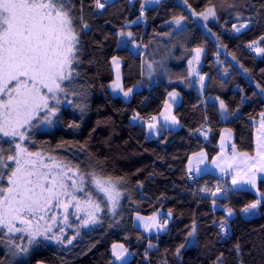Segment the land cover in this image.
Returning a JSON list of instances; mask_svg holds the SVG:
<instances>
[{"label": "trees", "instance_id": "1", "mask_svg": "<svg viewBox=\"0 0 264 264\" xmlns=\"http://www.w3.org/2000/svg\"><path fill=\"white\" fill-rule=\"evenodd\" d=\"M73 3L77 16L83 4L89 26L80 33L81 62L72 88L83 94L69 95L53 123L35 128L30 133L34 143H26L31 151L82 170L91 164L123 178L120 205L113 215L106 198L93 188L104 209L98 213L99 223L83 227V219L72 220L63 230V244L41 238L27 254L13 255L14 249L0 243V264H115L113 244H123L132 254L126 264H216L221 254L222 264H264V180L257 193L225 189L216 198L211 192L222 189L224 180L206 174L191 182L187 169L197 152L206 150L214 157L212 148L225 129L234 133L238 151L254 154L255 123L264 113V54L248 45L259 41L264 47V0H187L199 14L215 9L208 26L220 46L177 0H161L155 6L147 0H115L101 12L93 0ZM180 17L184 26L177 29ZM244 22L250 27L234 33L233 26ZM121 32L132 34L123 48ZM133 44L141 52L134 53ZM196 48L205 51L200 64H193ZM114 57L122 62L123 89L133 91L128 102L110 92L116 79ZM172 93L181 97L173 114L182 128L150 135L147 124L169 106ZM211 98L224 102L228 120H221L219 105ZM77 104L83 105V112ZM205 188L208 191H202ZM257 199L262 201L258 214L243 216L242 209ZM157 214H162L161 222L169 221L166 231L149 233L136 227L138 216L147 220ZM222 221L226 232L221 231ZM193 226L195 232L189 235Z\"/></svg>", "mask_w": 264, "mask_h": 264}, {"label": "snow or ice", "instance_id": "2", "mask_svg": "<svg viewBox=\"0 0 264 264\" xmlns=\"http://www.w3.org/2000/svg\"><path fill=\"white\" fill-rule=\"evenodd\" d=\"M155 2L158 3L159 0ZM105 3L106 0H93L97 10L104 9ZM75 9L73 0H0V243H6L10 250L14 249L13 255L27 254L30 247L41 238L55 239L57 243L63 244V228H60L61 235H57L53 225L58 224V217L61 215L59 222L66 224L70 209H74L73 214H84L85 218L81 220L83 227L99 223L97 214L104 209L99 202L101 197L94 196L93 188L106 198L113 215L120 205L122 193L119 185L124 182L123 178L106 175L102 169L91 164L86 170H82L78 165L55 156L31 151L26 143H34L30 133L35 128L53 123V118L59 112V105L69 95L83 94L72 88L74 79L79 74L77 66L81 62L80 33L89 26L82 15L83 4L80 6L81 15L77 16ZM199 15L207 20L210 16L215 18L216 11L210 7ZM183 19L184 17L177 18L176 25L179 26ZM249 27L250 23L244 22L234 25L233 30L239 33ZM120 35L123 36L124 33L121 32ZM127 35L131 37L132 34ZM260 39L264 40V36ZM258 45L259 41H253L248 47L257 54H264V47ZM193 51V61L198 63L203 49L196 48ZM112 64L116 69V80L111 87L122 92L124 97L130 96L132 89L125 91L120 82L118 58L114 57ZM191 64L192 61H189L190 66ZM176 95L171 94L172 98ZM67 102L72 103L70 100ZM76 107L81 112L84 111L83 105L77 104ZM220 107L226 110L223 101H220ZM260 115V126L264 127V113ZM168 119L169 117H165L166 122ZM152 120L155 121L156 117H152ZM171 122L179 123L174 116L171 117ZM69 127L78 125L71 124ZM148 127L153 129L156 125L149 123ZM258 140L256 155L253 157L248 153L237 154L235 145H232L233 153L228 159L235 164L240 156L244 158L242 163L246 165L243 168L236 165L232 176L233 185L256 188L257 179H264V136ZM223 146L222 141V148ZM204 155L199 153L201 160ZM217 167L221 168V172L226 171L221 165ZM195 170L199 172V168ZM189 171H193L191 162ZM219 192L221 189L217 187L211 195L216 196ZM77 193H82L83 196H78ZM260 195L264 197V193ZM261 202L257 199L242 211L249 213L257 209ZM213 204L215 205V201ZM232 214V210L228 209V215ZM76 218L80 220L79 215ZM137 219L145 220L139 216ZM147 221L150 222L144 223L145 231L167 227V221L161 222L158 214L148 217ZM225 225L226 221L220 223L223 232H226ZM194 232L193 226L189 235ZM73 239L75 236L67 243L71 244ZM149 247L153 245L149 244ZM112 255L117 261H122L129 253L123 244H113ZM222 259L221 254L216 264H222Z\"/></svg>", "mask_w": 264, "mask_h": 264}, {"label": "crops", "instance_id": "3", "mask_svg": "<svg viewBox=\"0 0 264 264\" xmlns=\"http://www.w3.org/2000/svg\"><path fill=\"white\" fill-rule=\"evenodd\" d=\"M130 49L134 53H136L137 52L136 50L138 49V47L136 44H133ZM119 64H120V77H121V75H122V73H121L122 62L119 61ZM114 71H115V76H116L115 67H114ZM111 86H110V92L113 96L121 97L126 102H128L132 99L133 91H132L130 96L124 97L122 92L112 90ZM170 97H171V95L169 96V99H170ZM180 103H181V97L179 100H176V104L172 105L170 103V105L167 108H165L159 116L156 117L155 121L151 120L149 122V123H154L156 126L158 124V123L156 124V122H159L160 128L156 127L157 134L163 128L170 129V130H179L182 128V125L180 122L177 124H173L171 122V117L174 116L173 110ZM165 117H169L167 122L165 120ZM176 120H177V118H176ZM148 124H147V129H149ZM256 131H257V127H256L255 132H254L255 151H254V154H248L250 157H253L256 155V149H257L258 142H259L258 138L264 136L263 132L257 133ZM152 135H154V134H152ZM208 136H209V132H206L204 134V137L207 139ZM234 139H235L234 133L232 131L230 132L228 129H225L223 131L218 143L215 145L216 147L212 148L215 150L214 157L212 159H210L209 154L206 150H202L200 152H197V153L191 155L189 158L188 164H187L188 172L193 174L195 177H200V176H203L206 174H210V175L215 176L217 178L223 179L224 180V187L221 189V192H220L221 196H222V194H224L225 189H228V190H249V191H252L254 193H257L258 192V183L260 180H264V179H260V178L257 179L256 188H252L249 185H240V184L233 185V183H232V176L235 174L236 165H239L242 168L246 167V165L242 163V160L244 159L243 157L238 156L236 161H235V164H233L232 160L228 159L229 157L232 156V153H233L232 145L234 144ZM222 141L224 142L223 148H222ZM235 152L237 154L243 153V152L238 151L236 148H235ZM199 153L205 154L202 160H201V157L199 156ZM217 157H219L220 159L217 160ZM214 160L216 161L215 164L213 163ZM189 162H191V167L193 169V171H191V172L189 171ZM217 165L223 166L226 169V171L221 172V168L217 167ZM230 165H231V167H230ZM196 168H199V172H197L195 170Z\"/></svg>", "mask_w": 264, "mask_h": 264}, {"label": "rangeland", "instance_id": "4", "mask_svg": "<svg viewBox=\"0 0 264 264\" xmlns=\"http://www.w3.org/2000/svg\"><path fill=\"white\" fill-rule=\"evenodd\" d=\"M115 0H106V3H105V8H106V6H108L109 4H111L112 2H114ZM161 0H159V2H160ZM187 11H188V13L191 15V17L195 20V22L206 32V34L210 37V38H212L219 46H220V43H219V41H218V39L216 38V36L214 35V33L210 30V28H209V26H208V21H210V20H212L213 19V17H209L207 20H204L203 18H201V16L199 15V13H196L195 11H193L192 10V8L188 5V3H185V0H177ZM158 2V3H159ZM147 3L149 4V5H151V6H155V5H157L158 3H156L155 2V0H147ZM102 10H104V9H102ZM102 10H99L100 12L102 11ZM241 24V23H240ZM236 25H239V24H236ZM184 26V23L183 22H181L180 23V25L179 26H177V29H180V28H182ZM248 29V28H247ZM244 30H246V29H243L242 31H244ZM241 31V32H242ZM233 32L234 33H237V32H235L234 30H233ZM130 37L128 36V35H123V36H121V38H120V43H119V47L120 48H123L124 46H125V44H126V40L127 39H129ZM138 51L139 52H141V49L139 48L138 49ZM204 53H205V51L203 50V52L201 53V55H200V59H199V62L197 63L196 61H193V64L195 63V64H200L201 63V60H202V56L204 55ZM206 80H207V77L205 76L204 78H203V83H202V85H200L199 86V90L200 91H202L203 90V88H204V86H205V83H206ZM120 82H121V85H122V87H123V84H122V75H121V80H120ZM115 83V82H114ZM254 86H256L257 87V85L254 83ZM112 88V87H111ZM112 90H113V88H112ZM111 90V91H112ZM177 95L175 96V98H172V96L170 97V99H169V102L173 105V104H176V100H179L180 99V95L178 94V93H176ZM210 101H212V102H216V103H218V105H219V109H220V113H221V120L222 121H226V120H228V110H227V107H226V110L225 109H221V107H220V99H218V98H211V100ZM170 105V104H169ZM133 122H137V119H133ZM158 123V124H157ZM156 124H157V126L156 127H158V128H160V125H159V122H156ZM256 125H257V133H260V132H263L264 133V127H261L260 125H261V119L260 120H258L256 123H255ZM156 127L155 128H153V129H148V133L151 135V134H154V135H156L157 134V131H156ZM230 132H231V130L230 129H228ZM156 131V132H155ZM79 194L80 193H77V195L79 196ZM220 196H221V193L219 192L215 197L216 198H220ZM74 213V209H70L69 210V216H68V222L65 224V223H60L59 222V220L62 218V215H61V217H58V224L57 225H53V229H54V231L56 232V234H57V230L58 229H60V228H63V230H65L67 227H69V224H70V222L72 221V220H78L77 218H76V215H79L80 216V219H84L85 218V216H84V214L81 212V213H78V214H73ZM258 214V208L257 209H255V210H253V211H251V212H249V213H244L243 212V216H245V217H253V216H256ZM98 215V214H97ZM161 216H162V214H160V215H158V217H159V219L161 218ZM145 222H150V221H147L146 219L145 220H138V219H135V225H136V227L137 228H139V229H141L142 231H144V232H149V231H145V229H144V227H143V225H144V223ZM168 224H169V221H167V227L166 228H164V229H162V230H158V229H155V228H153L150 232H155L156 231V233H157V231H160V232H164V231H166L167 229H168ZM149 232V233H150ZM49 235H51V233H49ZM63 235V238L65 237V234L63 233L62 234ZM128 253H129V255L128 256H126L125 257V259L124 260H122V261H117L116 259H115V264H126L131 258H132V254L128 251ZM39 264H44V263H39Z\"/></svg>", "mask_w": 264, "mask_h": 264}, {"label": "built area", "instance_id": "5", "mask_svg": "<svg viewBox=\"0 0 264 264\" xmlns=\"http://www.w3.org/2000/svg\"><path fill=\"white\" fill-rule=\"evenodd\" d=\"M188 177H189L191 182H194L195 176L193 174L190 173Z\"/></svg>", "mask_w": 264, "mask_h": 264}]
</instances>
